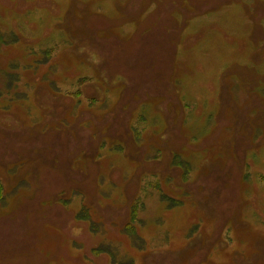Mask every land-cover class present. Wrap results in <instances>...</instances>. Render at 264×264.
<instances>
[{
    "label": "rangeland",
    "instance_id": "obj_1",
    "mask_svg": "<svg viewBox=\"0 0 264 264\" xmlns=\"http://www.w3.org/2000/svg\"><path fill=\"white\" fill-rule=\"evenodd\" d=\"M0 33V264H264V0H0Z\"/></svg>",
    "mask_w": 264,
    "mask_h": 264
},
{
    "label": "trees",
    "instance_id": "obj_2",
    "mask_svg": "<svg viewBox=\"0 0 264 264\" xmlns=\"http://www.w3.org/2000/svg\"><path fill=\"white\" fill-rule=\"evenodd\" d=\"M11 34L12 33H4V34L0 33V44L1 43L11 44V43H15L17 41V39L19 40L18 36L11 37ZM47 51H46V53H49V50H47ZM49 62L50 61H47V63H49ZM27 73H28V77H29V75H32L33 72L27 71ZM7 74H8V77H10L9 80H13L14 78L17 77V74L9 73L8 71H7ZM6 86L8 87L7 84H6ZM137 134H138V132H137ZM178 158H179V156H178ZM185 162L189 163L188 161H184V163ZM181 164H183V161ZM183 170H184L185 175L188 174L191 171L190 163L187 165V167H183ZM0 192H2L1 198H3L4 185L1 181V179H0ZM161 196L165 200H171V199L165 198V196L169 197L166 194L161 193ZM173 201H175V200H173ZM140 202L141 201L139 200V198H137L131 204L130 211H129V219L126 222V224L124 225V227L122 228V233L124 235H126L128 241L130 243L129 245L133 246L131 248H137L139 250H143L147 246V244H146L147 241L145 240V238L141 237V234L139 231V225H140V228L143 227V223H142V221H140L141 217L139 219V216L142 212V210H141L142 204ZM84 206H82L83 208L79 212L76 213L75 219L88 222L89 230L91 232H93L94 234L105 235L106 232H105L103 225L99 221H97L93 218L90 207L88 205H87V207H84ZM119 246L116 243H114L113 241L102 240L101 242H99L97 245H95L92 248L91 252L95 255L107 256L109 258V261L111 264H134L135 260L130 255V253L127 250L124 251L122 249L121 245H119Z\"/></svg>",
    "mask_w": 264,
    "mask_h": 264
},
{
    "label": "flooded vegetation",
    "instance_id": "obj_3",
    "mask_svg": "<svg viewBox=\"0 0 264 264\" xmlns=\"http://www.w3.org/2000/svg\"><path fill=\"white\" fill-rule=\"evenodd\" d=\"M250 96H252V93H250ZM255 134V129H253V131H251V140H250V142L248 143V150H249V152L251 151V149L253 148V147H257L254 143H253V140H254V135ZM246 148V149H247ZM255 193V192H254ZM252 201H255L256 202V199H253ZM255 202H253L254 203V205L256 204Z\"/></svg>",
    "mask_w": 264,
    "mask_h": 264
}]
</instances>
